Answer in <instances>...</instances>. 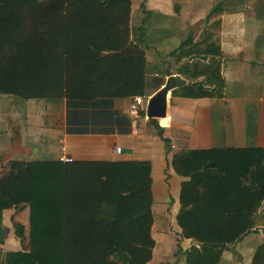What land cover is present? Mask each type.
<instances>
[{"label":"trees","instance_id":"16d2710c","mask_svg":"<svg viewBox=\"0 0 264 264\" xmlns=\"http://www.w3.org/2000/svg\"><path fill=\"white\" fill-rule=\"evenodd\" d=\"M220 6L198 40H185L173 54L187 83L172 97H223L221 47L213 33L220 21L208 23ZM131 16L132 0H0V95L65 100L70 132L112 133L113 101L146 95L145 50L132 38ZM116 119L123 130L130 124ZM170 165L188 179L176 223L178 241L189 246H177L175 263L179 255L184 264H222L224 252L256 234L263 242L250 264H264V149L181 151ZM1 168L0 264L151 262L149 162L14 160ZM10 212L28 213L27 225L12 222L15 251L4 250L13 241L1 237Z\"/></svg>","mask_w":264,"mask_h":264},{"label":"crops","instance_id":"0c3cea01","mask_svg":"<svg viewBox=\"0 0 264 264\" xmlns=\"http://www.w3.org/2000/svg\"><path fill=\"white\" fill-rule=\"evenodd\" d=\"M220 1L132 0V32L137 30L138 35L132 38L145 50L146 95L113 101L112 133L70 132L65 100L0 95V167L14 160L51 161L61 156L78 162L147 161L155 240L149 264H163V257L174 255L177 246L185 251L189 241H178L176 215L181 184L188 179L174 172L172 155L214 148L264 149V0H222L221 11L208 21H220L213 33L221 47L223 97H172L180 85L167 96L164 118L153 122L147 117L149 100L169 73L180 77L183 85L187 83L177 73L173 54L185 40H198L209 13ZM142 111L145 116L140 115ZM120 116L130 122L125 130L115 126Z\"/></svg>","mask_w":264,"mask_h":264},{"label":"rangeland","instance_id":"374dc122","mask_svg":"<svg viewBox=\"0 0 264 264\" xmlns=\"http://www.w3.org/2000/svg\"><path fill=\"white\" fill-rule=\"evenodd\" d=\"M220 3H221V5H223L224 1L221 0ZM136 31L137 30H133V32H132V36L134 38L138 36ZM148 34H149V31H148L147 35ZM151 34H154V33L152 32ZM144 35H146V31L144 32ZM2 171H3V168L0 167V172H2ZM15 221L21 222V223L27 225L28 216L27 215L25 216L24 213H21V212H17L16 214L10 212V214L9 213L7 214V219H6L7 229H5V234H7V237H9L10 240L13 241L12 242L13 244H12V246L5 244V246H3L4 250L15 251V250L20 249V245L18 243V240H16L14 237H12V232H11L12 222H15ZM262 242H263V239L260 235L253 234V235L246 237L241 243H239L237 245L236 250H234V252H231V251L224 252L222 264H250L252 254H253L255 248L257 246H259ZM162 260H163V262L165 261L164 262L165 264L166 263L174 264L175 263V256L171 253L170 255L163 257ZM178 260L181 261L179 255H178ZM175 264H177V263H175Z\"/></svg>","mask_w":264,"mask_h":264},{"label":"water","instance_id":"95a60500","mask_svg":"<svg viewBox=\"0 0 264 264\" xmlns=\"http://www.w3.org/2000/svg\"><path fill=\"white\" fill-rule=\"evenodd\" d=\"M183 85V80L180 77L168 74L165 82L157 93L149 100L147 107V117L152 119H161L165 117L167 108V96L170 91L178 86ZM5 229L1 232V237L4 235Z\"/></svg>","mask_w":264,"mask_h":264},{"label":"built area","instance_id":"2783aa9c","mask_svg":"<svg viewBox=\"0 0 264 264\" xmlns=\"http://www.w3.org/2000/svg\"><path fill=\"white\" fill-rule=\"evenodd\" d=\"M136 108V105H132V109H135ZM116 153L120 154L121 153V148L120 147H117L116 148ZM58 161L60 162H64V163H67V162H72V159L71 158H68V157H65V156H61Z\"/></svg>","mask_w":264,"mask_h":264}]
</instances>
